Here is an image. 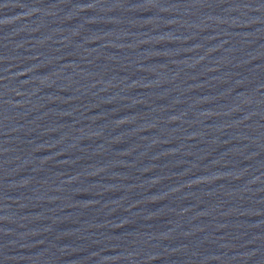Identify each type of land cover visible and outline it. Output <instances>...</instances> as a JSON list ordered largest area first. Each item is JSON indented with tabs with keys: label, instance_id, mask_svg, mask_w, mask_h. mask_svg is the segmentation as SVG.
I'll list each match as a JSON object with an SVG mask.
<instances>
[{
	"label": "water",
	"instance_id": "95a60500",
	"mask_svg": "<svg viewBox=\"0 0 264 264\" xmlns=\"http://www.w3.org/2000/svg\"><path fill=\"white\" fill-rule=\"evenodd\" d=\"M0 264H264V0H0Z\"/></svg>",
	"mask_w": 264,
	"mask_h": 264
}]
</instances>
